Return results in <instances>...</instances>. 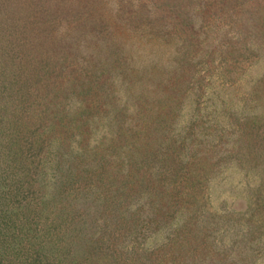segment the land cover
<instances>
[{
	"label": "rangeland",
	"instance_id": "1",
	"mask_svg": "<svg viewBox=\"0 0 264 264\" xmlns=\"http://www.w3.org/2000/svg\"><path fill=\"white\" fill-rule=\"evenodd\" d=\"M0 264H264V0H0Z\"/></svg>",
	"mask_w": 264,
	"mask_h": 264
}]
</instances>
